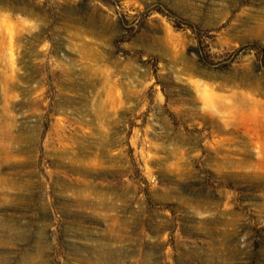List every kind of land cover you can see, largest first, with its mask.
Returning a JSON list of instances; mask_svg holds the SVG:
<instances>
[{"label":"rangeland","instance_id":"rangeland-1","mask_svg":"<svg viewBox=\"0 0 264 264\" xmlns=\"http://www.w3.org/2000/svg\"><path fill=\"white\" fill-rule=\"evenodd\" d=\"M238 92L264 0H0V264H264Z\"/></svg>","mask_w":264,"mask_h":264},{"label":"bare ground","instance_id":"bare-ground-1","mask_svg":"<svg viewBox=\"0 0 264 264\" xmlns=\"http://www.w3.org/2000/svg\"><path fill=\"white\" fill-rule=\"evenodd\" d=\"M86 44V43H85ZM85 47V46H84ZM177 54V53H176ZM177 56V55H176ZM176 61V60H175ZM41 62H42V60H41ZM107 79V78H106ZM8 79H6V81H7ZM9 82V81H8ZM8 84H11V82H9ZM249 86V85H248ZM113 88V87H112ZM8 89V88H7ZM104 89V88H103ZM102 93H103V91H101ZM107 92V91H106ZM241 92V91H240ZM240 92H238L237 94L239 95H237V96H235V98H236V102L234 103V104H231L230 106H228L227 107V111H228V113L231 115H234V116H236V117H238V115L239 116H245V117H247V116H254V114L256 113V112H261V111H259V109L260 108H262L263 109V102H260L259 100H254V98H253V100H247L246 99V97H245V95L246 94H242L241 95V93ZM234 93V92H233ZM245 93V92H244ZM235 94V93H234ZM206 94H203L202 95V97H203V100H205L206 102H215V104L216 103H218L220 106H224V105H222V102L221 101H218L219 99L218 98H211V99H207L206 98V96H205ZM231 95V94H230ZM228 96V95H227ZM233 96V95H232ZM222 97V96H221ZM226 97V96H225ZM247 98H249V97H247ZM231 99V98H230ZM251 99V98H250ZM205 102V103H206ZM258 107H260V108H258ZM225 108H226V106H225ZM264 111V110H263ZM233 118L231 117V120H232ZM228 122H230V120L228 121ZM234 130V129H233ZM235 131H236V129H235ZM238 131V130H237ZM257 140H258V142H260V143H262V144H260V145H264V133H263V135H261V134H258L257 136ZM264 152V151H263Z\"/></svg>","mask_w":264,"mask_h":264}]
</instances>
